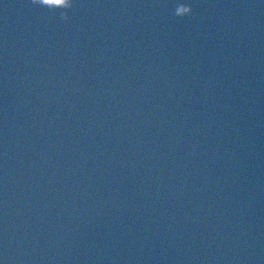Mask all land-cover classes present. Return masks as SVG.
<instances>
[{
	"label": "water",
	"instance_id": "1",
	"mask_svg": "<svg viewBox=\"0 0 264 264\" xmlns=\"http://www.w3.org/2000/svg\"><path fill=\"white\" fill-rule=\"evenodd\" d=\"M60 11L0 0V264H264V0Z\"/></svg>",
	"mask_w": 264,
	"mask_h": 264
},
{
	"label": "clouds",
	"instance_id": "2",
	"mask_svg": "<svg viewBox=\"0 0 264 264\" xmlns=\"http://www.w3.org/2000/svg\"><path fill=\"white\" fill-rule=\"evenodd\" d=\"M31 3L41 7L48 8L49 10H61L60 19H68V10L73 7V0H31ZM192 9L185 4H178L174 10V15L178 17H184L191 15Z\"/></svg>",
	"mask_w": 264,
	"mask_h": 264
}]
</instances>
